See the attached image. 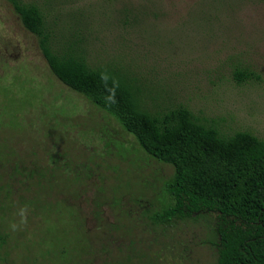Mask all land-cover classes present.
Here are the masks:
<instances>
[{
    "label": "rangeland",
    "instance_id": "obj_1",
    "mask_svg": "<svg viewBox=\"0 0 264 264\" xmlns=\"http://www.w3.org/2000/svg\"><path fill=\"white\" fill-rule=\"evenodd\" d=\"M27 1L91 65L134 80L150 110L184 104L224 134L264 138V0ZM238 68L253 79L239 83ZM173 173L60 81L0 0V190L12 191L0 264H215L216 212L156 217Z\"/></svg>",
    "mask_w": 264,
    "mask_h": 264
},
{
    "label": "trees",
    "instance_id": "obj_2",
    "mask_svg": "<svg viewBox=\"0 0 264 264\" xmlns=\"http://www.w3.org/2000/svg\"><path fill=\"white\" fill-rule=\"evenodd\" d=\"M8 1L24 27L38 37L56 77L113 114L149 155L173 166L167 183L170 202L156 217L174 221L216 212L215 264H264V138L248 130L224 134L184 104L150 110L134 80L118 69L91 65L81 47L58 39L37 3ZM105 76L107 81L102 79ZM235 77L242 83L253 79L254 73L238 68ZM113 88L115 102L108 100ZM21 166L16 170L21 171ZM23 170L25 176L36 177L34 169ZM2 193H7L5 198ZM10 195V189L0 190V221ZM0 229L1 245L6 234L3 226Z\"/></svg>",
    "mask_w": 264,
    "mask_h": 264
},
{
    "label": "clouds",
    "instance_id": "obj_3",
    "mask_svg": "<svg viewBox=\"0 0 264 264\" xmlns=\"http://www.w3.org/2000/svg\"><path fill=\"white\" fill-rule=\"evenodd\" d=\"M102 79H104L105 81H107V77H102ZM109 92L111 93V95L108 97V100L111 101V102H115L114 100V97H115V89H109ZM20 215L22 217L25 216V210L24 209H21V212H20ZM13 227H15V225H13Z\"/></svg>",
    "mask_w": 264,
    "mask_h": 264
}]
</instances>
